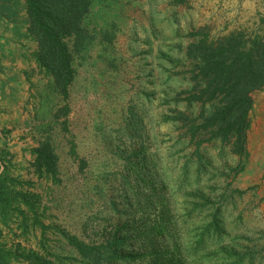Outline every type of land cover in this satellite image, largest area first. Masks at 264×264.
Segmentation results:
<instances>
[{"label": "rangeland", "instance_id": "1", "mask_svg": "<svg viewBox=\"0 0 264 264\" xmlns=\"http://www.w3.org/2000/svg\"><path fill=\"white\" fill-rule=\"evenodd\" d=\"M24 11L22 0H0V149L16 142L10 176L37 197L38 223L29 213L25 230L14 219L0 223L1 242L52 264H87L64 234L88 246L131 235L143 209L158 211L136 205L152 187L185 220L179 238L193 250L189 264H230L231 252L264 264V89L253 94L245 158L214 142L198 149L178 119L199 111L184 93L193 85L187 46L198 36L262 34L264 0H95L90 22L98 34L74 59L66 100L31 56ZM41 141L58 157L59 183L32 172ZM198 204L202 214L189 217ZM211 205L222 206L221 238L196 245Z\"/></svg>", "mask_w": 264, "mask_h": 264}, {"label": "trees", "instance_id": "2", "mask_svg": "<svg viewBox=\"0 0 264 264\" xmlns=\"http://www.w3.org/2000/svg\"><path fill=\"white\" fill-rule=\"evenodd\" d=\"M94 1L22 0L26 33L35 43L31 56L48 76L52 90L63 100L68 99L76 76L75 57L88 50L98 34L90 22ZM174 2L184 4L186 0ZM186 58L191 61L193 85L184 93H188L191 106L194 103L199 105V111L195 116L179 113L178 119L184 118L183 135L198 149L203 143L214 142L222 147H231L234 155L245 158L253 94L264 89V32L250 36L237 32L220 40L198 36L187 46ZM63 109L66 113L68 106ZM58 116L59 113L55 115ZM169 119L163 116L164 121ZM31 154L35 178L59 183L58 157L49 141H41ZM10 155L0 149V223L7 225L8 219H14L19 229L25 230L28 213L33 218L32 223L35 226L38 223V199L16 188L18 183L9 171L12 165ZM151 189L150 194L142 199L136 196V205L141 200L147 208L156 207L158 211H154L152 216L153 212L143 213V209L139 227L133 229L131 235L117 236L100 246H88L68 234L63 237L87 264H189L188 255L193 250L179 238L185 220L173 215L164 196ZM201 199L207 203L206 199ZM221 207L211 205L204 211L207 214L200 233L194 238L196 245L204 246L207 240L221 238ZM205 208V205H195L187 215L191 217L196 210L202 214ZM1 233L0 264H52L38 253L25 252L19 245H14L13 249L8 247L6 242H1ZM130 239L133 243L129 242ZM129 245L133 251L125 253L124 248ZM229 256L234 258L230 264H244L246 261L253 264L255 257L247 256L246 252L242 255L231 252Z\"/></svg>", "mask_w": 264, "mask_h": 264}, {"label": "crops", "instance_id": "3", "mask_svg": "<svg viewBox=\"0 0 264 264\" xmlns=\"http://www.w3.org/2000/svg\"><path fill=\"white\" fill-rule=\"evenodd\" d=\"M16 142L14 141V142H11L10 144H9V146H8V152L11 154L10 156H11V162H12V165H13V161H14V158H16V157H14L13 156V153H14V151L16 150V146H14V144H15ZM9 171H13V169L11 170V169H9Z\"/></svg>", "mask_w": 264, "mask_h": 264}]
</instances>
